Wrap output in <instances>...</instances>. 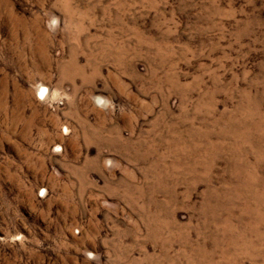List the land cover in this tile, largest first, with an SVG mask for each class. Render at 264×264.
Returning <instances> with one entry per match:
<instances>
[{"label":"rangeland","instance_id":"rangeland-1","mask_svg":"<svg viewBox=\"0 0 264 264\" xmlns=\"http://www.w3.org/2000/svg\"><path fill=\"white\" fill-rule=\"evenodd\" d=\"M0 264H264V0H0Z\"/></svg>","mask_w":264,"mask_h":264}]
</instances>
